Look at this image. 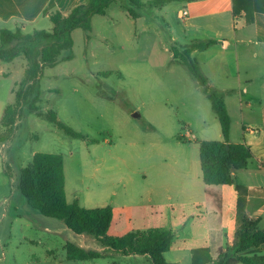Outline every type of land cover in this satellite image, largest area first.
<instances>
[{
	"label": "rangeland",
	"instance_id": "obj_1",
	"mask_svg": "<svg viewBox=\"0 0 264 264\" xmlns=\"http://www.w3.org/2000/svg\"><path fill=\"white\" fill-rule=\"evenodd\" d=\"M88 1L53 0L50 10L68 15ZM186 7L185 2H174L137 11L140 16L135 19L122 3L113 4L105 16L91 19V32L72 33V48L61 52L56 65L42 67L32 93L26 88L14 136L0 149V264L151 262L148 256L113 252L97 260L68 261V242L102 249L93 237L75 234L64 222L43 216L25 202L18 188L19 169L29 166L36 153L63 156L69 203L77 200L87 209H113L108 236L172 231V247L165 255L169 263L210 264L207 253L214 258L218 247L226 246L225 234L230 241L238 238L234 229L247 214L248 191L264 186V169L253 157L250 171L235 172L233 186L212 187L223 200L222 216L206 205L197 140L223 142L222 128L210 100L173 50L181 53L194 40L214 38L212 32L190 28L191 22L219 26L228 40L234 30L229 31V17L223 15L180 19L179 12ZM6 28L16 30L12 25ZM52 28L48 18H41L23 33ZM216 39L221 41L218 45L192 57L202 63L209 86L226 103L233 142L242 143L246 137L251 141L248 133L254 130V143L264 144V47L257 50L258 56L244 54L237 63L233 51L221 54L228 41ZM30 67L24 56L0 63V122L22 83L26 80L24 88L30 85ZM249 80L253 84L248 85ZM245 90L246 95H239ZM34 96L42 113H56L60 122L88 139H73L30 112ZM189 135L197 140L191 141ZM258 207L260 203H255L253 210ZM261 215L264 226V211Z\"/></svg>",
	"mask_w": 264,
	"mask_h": 264
},
{
	"label": "trees",
	"instance_id": "obj_2",
	"mask_svg": "<svg viewBox=\"0 0 264 264\" xmlns=\"http://www.w3.org/2000/svg\"><path fill=\"white\" fill-rule=\"evenodd\" d=\"M125 1H128L132 7L126 6ZM190 1L89 0L88 3L75 7L68 15L47 9L44 15H48L53 24L51 31L36 30L34 34H24L21 30L13 32L0 29V63H12L15 59L24 56L31 64L27 78L32 80L25 88L26 80L22 83L14 104L7 106L4 110L0 122V149L14 136L23 99L27 94L26 88L32 93L42 76V67L56 65V59L61 52L72 48V33L76 29L91 32V19L94 16H105L111 6L117 2L122 3L128 14L137 19L140 16L137 11L163 8L174 2ZM232 1L233 15L245 14L248 24L253 23L256 12L264 13V0ZM89 40L88 35L86 41ZM220 42L215 38L200 39L194 40L181 53L176 48L173 49L177 58H180L181 63L210 100L222 128L223 142L197 140L200 148L203 182L207 187L233 185L234 172L245 169L252 157L251 150L246 144L231 142V118L226 103L221 94L209 86L208 78L202 72L199 63L192 57L193 52H205ZM38 101L39 98L34 96L29 105L30 112L52 123L73 139H88L87 136L60 122L56 113H42L37 105ZM91 142L96 143V141ZM65 185L62 155L36 153L29 166L19 169L18 188L25 202L32 209L45 217L64 222L67 228L77 235L93 237L101 246L102 250L97 251L68 242L66 244L68 261L97 260L106 257L108 252H113L123 256H148L151 260L150 264H173L167 262L165 258L166 253L172 247L174 239L172 231L136 230L122 237H110L108 231L113 221V209L110 206L87 209L82 207L77 200L69 203ZM205 202L213 206L217 212L221 211V198L209 189L205 191ZM237 234L238 238L234 240L229 251L219 249L215 259L207 253L206 262L210 264H264V256L258 255L257 251L264 246V230L258 228V221H251L246 215H242L241 227Z\"/></svg>",
	"mask_w": 264,
	"mask_h": 264
},
{
	"label": "crops",
	"instance_id": "obj_3",
	"mask_svg": "<svg viewBox=\"0 0 264 264\" xmlns=\"http://www.w3.org/2000/svg\"><path fill=\"white\" fill-rule=\"evenodd\" d=\"M52 3H53V0H0V29L10 30L9 28H6V27L8 25H12L13 29H16L15 31L21 30L23 32L26 26L37 23L41 18L49 19L48 15H44V12L47 9H50V6L52 5ZM185 4L187 6L185 9H187L190 13L189 18L195 21L204 20L206 18H214V17L217 18L222 15L225 16L226 18L229 17L228 19L229 31L234 30L233 35L229 36L230 40H228V38H225L226 36L222 32V30L219 29V26L217 27H215L214 25L200 26V25H197L198 22H191L190 24H188V26L190 28L202 29L205 31L207 30V32H212L213 33L212 35H214L213 37L215 39L217 37L222 39L223 40L222 42L228 41L227 44L223 45L224 49L221 50V54L226 53L228 51H233V53L235 54V59L237 60V63H240L239 59L244 54H247V55L251 54L253 56H256V55L258 56L257 50H259V48L264 47V13L263 12H256L254 14L253 23L248 24L245 19V14H241L238 16L233 15V1L232 0H191L190 2H185ZM238 20L240 24L236 25V22ZM10 31H13V30H10ZM240 45H243V46L240 47ZM198 63L202 70L203 69L202 63L201 62H198ZM221 68H222V64L219 63V69L222 70ZM235 73L238 75V78H239V74L237 73L236 68H235ZM204 75L206 76V74ZM236 84L240 86L241 80L237 79ZM251 84H253V82L249 80L248 85H251ZM246 93H247L246 90L245 92L241 91L239 92V95H242V94L246 95ZM247 104L248 106H251L250 101H248ZM242 115H244L243 112H242ZM256 126H258V124H256L255 126H252V128ZM254 136H255V131L251 130L248 133V137H252L251 138L252 142L249 139L247 141L246 140L247 137H246L244 142L242 143L246 144L250 148L251 154H252L251 159L255 157V159L258 160L259 162V169L263 170L264 169V144L254 143L256 142L253 139ZM188 137L191 141L197 140L195 136L189 135ZM230 140L231 142H233V140L231 139V135H230ZM247 168L248 167H246L243 170H239V171H246V170H247L246 172L250 171ZM235 174L236 173L234 172L233 181H234ZM212 187L214 186L207 187V189H209L212 193H214L215 191L213 190ZM214 194L218 195L221 198V196L217 194V192ZM247 199H248L249 208H247L246 217L250 219L251 221H258V228L260 230H264V226L261 225V221H262L261 213H263L264 211L262 210V208H264V186H261V185L253 186V188H251V190L248 191ZM255 203H260V207L253 210V205H255ZM210 208L215 213L222 216L224 212V203H223L222 198H221V211L220 212H217L213 206H210ZM240 227L241 226H239V228L234 229V234L238 232ZM225 237L227 238L229 242H227L226 246L218 247L216 251V255L213 259L217 257L219 249L222 248L223 250H226V248L229 245L233 244L234 241L229 240L228 234H225ZM262 251H264V246L262 247L258 255L264 256V252Z\"/></svg>",
	"mask_w": 264,
	"mask_h": 264
},
{
	"label": "built area",
	"instance_id": "obj_4",
	"mask_svg": "<svg viewBox=\"0 0 264 264\" xmlns=\"http://www.w3.org/2000/svg\"><path fill=\"white\" fill-rule=\"evenodd\" d=\"M190 15L189 11L187 9H183L179 12V18L180 19H186Z\"/></svg>",
	"mask_w": 264,
	"mask_h": 264
},
{
	"label": "water",
	"instance_id": "obj_5",
	"mask_svg": "<svg viewBox=\"0 0 264 264\" xmlns=\"http://www.w3.org/2000/svg\"><path fill=\"white\" fill-rule=\"evenodd\" d=\"M133 116L134 117H139V114L138 113H135Z\"/></svg>",
	"mask_w": 264,
	"mask_h": 264
}]
</instances>
